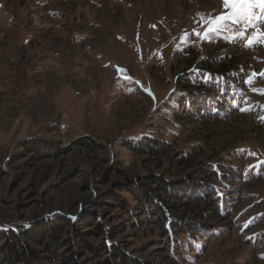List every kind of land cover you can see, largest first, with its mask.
<instances>
[{
  "label": "rangeland",
  "instance_id": "1",
  "mask_svg": "<svg viewBox=\"0 0 264 264\" xmlns=\"http://www.w3.org/2000/svg\"><path fill=\"white\" fill-rule=\"evenodd\" d=\"M224 11L0 0V264H264V22L185 37Z\"/></svg>",
  "mask_w": 264,
  "mask_h": 264
},
{
  "label": "snow or ice",
  "instance_id": "2",
  "mask_svg": "<svg viewBox=\"0 0 264 264\" xmlns=\"http://www.w3.org/2000/svg\"><path fill=\"white\" fill-rule=\"evenodd\" d=\"M223 5L225 11L215 17L211 15L205 16L204 13H198L201 19L197 21V23L200 24L204 30L201 31L199 28H194L191 32L186 31L185 37L190 38L194 35L201 42H206L214 39L216 34L224 31L229 24L238 25L241 18L249 17L258 22H264V0H223ZM251 27L254 31L251 32V35H248L245 30L244 39L241 41L242 45L248 48L254 47L256 44L264 45V31L260 30L256 24H252ZM185 42H187V40H185ZM256 75V73L248 74L245 78V83L250 84L253 77ZM259 75L264 76V72ZM253 91L261 90L253 89ZM261 94H264V91H261Z\"/></svg>",
  "mask_w": 264,
  "mask_h": 264
},
{
  "label": "trees",
  "instance_id": "3",
  "mask_svg": "<svg viewBox=\"0 0 264 264\" xmlns=\"http://www.w3.org/2000/svg\"><path fill=\"white\" fill-rule=\"evenodd\" d=\"M91 146H92V144H90ZM100 232L103 230L102 229V226H99V229H98ZM27 235H30V233L29 232H27ZM21 242V245H24V243H23V240H20ZM9 243H7V245H8ZM9 246V245H8ZM24 247H26L27 248V246H25L24 245ZM10 248H11V250H12V253H13V251H14V245L12 244L11 246H10ZM27 252V254H29V250H27L26 251ZM31 254V253H30ZM123 261H126L128 258L126 257V256H123ZM130 261H133V263H135V264H140L137 260H133V259H130ZM107 263L108 264H115L114 262H113V260L110 258V259H108V261H107Z\"/></svg>",
  "mask_w": 264,
  "mask_h": 264
}]
</instances>
